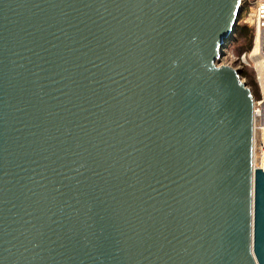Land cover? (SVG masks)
I'll use <instances>...</instances> for the list:
<instances>
[{
    "label": "water",
    "instance_id": "water-1",
    "mask_svg": "<svg viewBox=\"0 0 264 264\" xmlns=\"http://www.w3.org/2000/svg\"><path fill=\"white\" fill-rule=\"evenodd\" d=\"M243 1L0 0V264H264Z\"/></svg>",
    "mask_w": 264,
    "mask_h": 264
},
{
    "label": "built area",
    "instance_id": "built-area-1",
    "mask_svg": "<svg viewBox=\"0 0 264 264\" xmlns=\"http://www.w3.org/2000/svg\"><path fill=\"white\" fill-rule=\"evenodd\" d=\"M245 7H249L251 12L248 14L245 12L241 15L244 19V24L251 28L253 33V46L249 52L243 53L239 58H235L233 63L230 60L229 52H225L222 58L223 65L230 66L235 70H242L243 68H253L256 74L257 84L260 90V96L255 98L254 102V159L259 155L261 159L260 168L264 167V122L256 115L257 111L264 110V66L263 74L260 76L256 67L255 61L251 58V55L258 49L260 59L264 63V0H244L243 10ZM253 7V8H252ZM226 62V63H225ZM242 82L246 83V79L241 77Z\"/></svg>",
    "mask_w": 264,
    "mask_h": 264
},
{
    "label": "trees",
    "instance_id": "trees-1",
    "mask_svg": "<svg viewBox=\"0 0 264 264\" xmlns=\"http://www.w3.org/2000/svg\"><path fill=\"white\" fill-rule=\"evenodd\" d=\"M238 46V56L239 58L243 53L249 52L253 46V33L247 27L237 26L235 40L231 44V48ZM249 68H243L241 71L242 78L246 79V83L249 87H254L255 82L253 76L251 75Z\"/></svg>",
    "mask_w": 264,
    "mask_h": 264
},
{
    "label": "rangeland",
    "instance_id": "rangeland-1",
    "mask_svg": "<svg viewBox=\"0 0 264 264\" xmlns=\"http://www.w3.org/2000/svg\"><path fill=\"white\" fill-rule=\"evenodd\" d=\"M253 8V7H252ZM245 12L248 14L249 12H251V10L249 9V7H245V9L244 10H242V14L241 15H243V13L245 14ZM238 26L239 27H247L249 30H251V28H249L248 26H246L245 24H244V19H243V17L241 18L240 17V19H239V23H238ZM232 44V43H231ZM231 44H230V46L228 47V52H229V56H230V60H232V62L231 63H233V61H234V59L236 58L237 59V56H238V46L236 45L235 47H232L231 48ZM226 63V62H225ZM220 65H223V62H221L220 63ZM250 70V73H251V75L253 76V79H254V82H255V86L254 87H250L251 88V90H252V92H253V94H254V97L256 98V99H258L259 98V96H260V90H259V86H258V84H257V80H256V74H255V71H254V69L253 68H249ZM256 164H258V166H260L261 165V159H260V156L259 155H257L256 156Z\"/></svg>",
    "mask_w": 264,
    "mask_h": 264
},
{
    "label": "bare ground",
    "instance_id": "bare-ground-1",
    "mask_svg": "<svg viewBox=\"0 0 264 264\" xmlns=\"http://www.w3.org/2000/svg\"><path fill=\"white\" fill-rule=\"evenodd\" d=\"M229 47V46H228ZM228 49V48H227ZM227 49H225L224 51H228ZM225 53V52H224ZM251 58L255 61L256 67L258 69L259 75L261 76L263 74V66L264 63L263 61L260 59L259 53H258V49H256V51L251 55ZM256 115L262 119V121L264 122V110L263 111H257ZM254 165L255 167H260L258 166V164H256V160L254 159Z\"/></svg>",
    "mask_w": 264,
    "mask_h": 264
}]
</instances>
